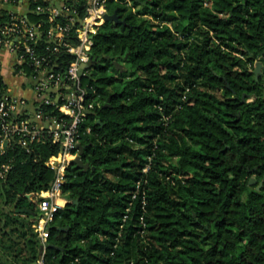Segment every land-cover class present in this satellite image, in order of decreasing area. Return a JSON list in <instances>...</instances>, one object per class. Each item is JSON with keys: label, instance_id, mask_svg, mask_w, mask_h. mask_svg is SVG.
I'll use <instances>...</instances> for the list:
<instances>
[{"label": "trees", "instance_id": "16d2710c", "mask_svg": "<svg viewBox=\"0 0 264 264\" xmlns=\"http://www.w3.org/2000/svg\"><path fill=\"white\" fill-rule=\"evenodd\" d=\"M127 1H110L122 22L94 34L81 76L96 103L81 127L89 167H68L46 243L35 194L54 181L46 162L60 146L16 137L0 157L12 163L0 264H264V0ZM14 16L0 8V27ZM46 46L34 49L62 76L74 55Z\"/></svg>", "mask_w": 264, "mask_h": 264}, {"label": "built area", "instance_id": "2783aa9c", "mask_svg": "<svg viewBox=\"0 0 264 264\" xmlns=\"http://www.w3.org/2000/svg\"><path fill=\"white\" fill-rule=\"evenodd\" d=\"M110 1L112 0H0V8L15 15L10 24L0 27V49L10 51L14 57L15 74L29 78L37 94V103L31 109L28 108L26 99L13 96L7 86L0 93V157L16 137L18 143L27 150L32 144L46 140L60 146L59 155L46 162L55 172L54 181L49 188L35 194L40 218L34 226L43 243L47 242L49 235L47 224L63 207L59 199L63 198L68 202L63 191L66 172L79 154L81 127L89 112L96 106L95 101L87 99V91L82 86L81 76L87 71L84 70L82 75L80 71L82 64L91 60L94 34L106 22L105 15L110 14L107 7ZM33 3L34 8L31 7ZM127 3L131 4V1L128 0ZM41 13L47 14L45 21L29 18V14ZM44 23L47 24L46 27ZM41 40L46 42V50L52 55H74V61L62 76L53 72L55 60L36 53L34 44ZM25 63L32 67L30 71L24 67ZM0 75L2 76L1 69ZM46 106L53 107L64 117L45 113L42 108ZM90 131L88 128L87 132ZM11 169V162L0 161V180H5ZM149 169L150 165H147L143 171L147 173ZM142 185V180L137 182L138 189L134 198ZM141 220L143 221V217ZM38 263H43V257Z\"/></svg>", "mask_w": 264, "mask_h": 264}, {"label": "crops", "instance_id": "0c3cea01", "mask_svg": "<svg viewBox=\"0 0 264 264\" xmlns=\"http://www.w3.org/2000/svg\"><path fill=\"white\" fill-rule=\"evenodd\" d=\"M0 67L3 81L9 88L10 93L13 96L26 99L28 108L33 109L35 103H37V94L33 83L29 78L19 77L15 74L14 57L6 48L0 49ZM59 203L62 206L66 204L63 198L59 199Z\"/></svg>", "mask_w": 264, "mask_h": 264}, {"label": "water", "instance_id": "95a60500", "mask_svg": "<svg viewBox=\"0 0 264 264\" xmlns=\"http://www.w3.org/2000/svg\"><path fill=\"white\" fill-rule=\"evenodd\" d=\"M105 21H111V22H115V23H120L122 22L121 19L119 18L117 13H113V14H106L105 15ZM93 65V61L90 60L88 63L82 64L81 68L82 70L80 71V74L82 75L84 70L88 69L90 66ZM119 68H121V66L118 65ZM261 68H262V64L260 62L257 63L256 69H255V74L256 77L258 78L259 74L261 73ZM109 101L110 98L108 100V102L104 105L105 107L109 105ZM98 123H100V121H98ZM85 145L79 144L78 148H79V154L76 157V159L74 160V163H76L79 167L83 168V169H88L89 165L86 164L83 159H82V155L84 153V149H85ZM251 184H254V179H252L250 181ZM261 186V185H260ZM260 186L258 187V189L260 188Z\"/></svg>", "mask_w": 264, "mask_h": 264}, {"label": "rangeland", "instance_id": "374dc122", "mask_svg": "<svg viewBox=\"0 0 264 264\" xmlns=\"http://www.w3.org/2000/svg\"><path fill=\"white\" fill-rule=\"evenodd\" d=\"M132 4V3H131ZM109 5V4H108ZM261 70H262V68H261ZM254 182L256 183V180L254 179ZM259 187V185L257 186V188ZM36 197V196H35ZM35 200H37L36 198H35ZM37 223V222H36ZM35 225V224H34ZM33 225V227L35 228V226Z\"/></svg>", "mask_w": 264, "mask_h": 264}]
</instances>
